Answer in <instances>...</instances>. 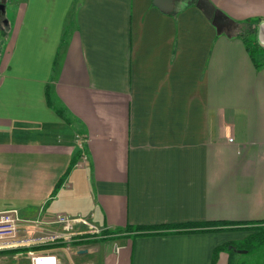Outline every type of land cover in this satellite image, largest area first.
<instances>
[{
  "label": "crops",
  "instance_id": "obj_1",
  "mask_svg": "<svg viewBox=\"0 0 264 264\" xmlns=\"http://www.w3.org/2000/svg\"><path fill=\"white\" fill-rule=\"evenodd\" d=\"M209 1L233 22L220 32L197 0L176 14L152 0H0V212L104 230L32 250L58 264H211L261 232L264 0ZM22 250L0 264H30ZM233 261L264 264V248L217 264Z\"/></svg>",
  "mask_w": 264,
  "mask_h": 264
},
{
  "label": "built area",
  "instance_id": "obj_2",
  "mask_svg": "<svg viewBox=\"0 0 264 264\" xmlns=\"http://www.w3.org/2000/svg\"><path fill=\"white\" fill-rule=\"evenodd\" d=\"M79 225L87 227L84 233L88 237L100 238L104 230L91 223L85 218L57 215L54 221L44 222L41 220H23L17 210L0 212V250H17L28 248L26 257L30 264H58L57 257L52 253H37L34 247L52 245L55 243L71 244L82 235ZM55 226L56 229L47 230L46 227ZM29 233L30 237L20 240L21 232ZM31 248V249H30Z\"/></svg>",
  "mask_w": 264,
  "mask_h": 264
},
{
  "label": "trees",
  "instance_id": "obj_3",
  "mask_svg": "<svg viewBox=\"0 0 264 264\" xmlns=\"http://www.w3.org/2000/svg\"><path fill=\"white\" fill-rule=\"evenodd\" d=\"M170 14H176V11ZM256 36H257L256 31L251 30V29L243 30V33L240 34V38L243 40L248 53L253 59L255 58L254 53L256 51H260V49L256 45L257 43ZM257 66L260 67L262 66V64H257ZM261 224L264 225V222ZM204 227H206L207 230H211V231H224V230H230V229L232 230L237 226L235 223H232V222H206L204 223ZM261 229L262 230L259 234L248 237L247 239L243 240L242 243L241 242H230L225 245H222L221 247L216 248L213 254V260L211 264H217L219 260V255L222 252H229L230 256L232 257L238 251H246L248 253H253L257 250H261L262 248H264V227H261ZM136 231H138L137 236L147 235L146 232H143V231H146V228H136ZM237 243H241L242 246L239 247ZM21 251L23 250L22 249L13 250V253L14 252L19 253Z\"/></svg>",
  "mask_w": 264,
  "mask_h": 264
},
{
  "label": "water",
  "instance_id": "obj_4",
  "mask_svg": "<svg viewBox=\"0 0 264 264\" xmlns=\"http://www.w3.org/2000/svg\"><path fill=\"white\" fill-rule=\"evenodd\" d=\"M155 7L164 13H172L176 9V0H152ZM196 6L205 16L212 21L213 25L220 32L228 23H233L229 17L218 10L209 0H197ZM1 8L4 10V6Z\"/></svg>",
  "mask_w": 264,
  "mask_h": 264
},
{
  "label": "rangeland",
  "instance_id": "obj_5",
  "mask_svg": "<svg viewBox=\"0 0 264 264\" xmlns=\"http://www.w3.org/2000/svg\"><path fill=\"white\" fill-rule=\"evenodd\" d=\"M77 2H79V1H77ZM257 37V36H256ZM257 39H258V37H257ZM260 51H256L255 53H254V56H255V59H257V57H258V54H260L259 53ZM264 54V53H263ZM264 227V226H263ZM260 230H262V229H260ZM239 242H241L242 243V241H239ZM241 243H237L238 245H239V247H241L242 246V244ZM51 248H53V247H51ZM1 253H3V252H1ZM0 253V254H1ZM233 264H236V262L235 261H233ZM237 264H245L244 262H238ZM246 264H250V263H246Z\"/></svg>",
  "mask_w": 264,
  "mask_h": 264
}]
</instances>
